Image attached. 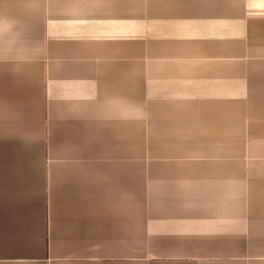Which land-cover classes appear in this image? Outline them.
Returning <instances> with one entry per match:
<instances>
[{"label":"crops","instance_id":"1","mask_svg":"<svg viewBox=\"0 0 264 264\" xmlns=\"http://www.w3.org/2000/svg\"><path fill=\"white\" fill-rule=\"evenodd\" d=\"M145 1L0 0V264H264V0Z\"/></svg>","mask_w":264,"mask_h":264},{"label":"rangeland","instance_id":"2","mask_svg":"<svg viewBox=\"0 0 264 264\" xmlns=\"http://www.w3.org/2000/svg\"><path fill=\"white\" fill-rule=\"evenodd\" d=\"M146 2L147 1L144 0V3H146ZM143 6H147V5H143ZM226 28L227 27H224V29H226ZM232 39H234V38L224 39L223 46L226 47L225 45H227V47H229ZM233 42L236 43V40H233ZM235 43H234V45H236ZM226 51H227V49L224 48V52H226ZM227 54H229V55H227ZM230 54L231 53H229V52L224 53V57L223 58L227 59L230 56ZM233 58H235V59H231V60H236V57H233ZM236 81H237L236 78H232V80H224L223 88H224V91L226 92V94L223 95L221 99H223V100L236 99V93L237 92H234L236 90V88H238V86H237V82L238 81L237 82ZM224 103H226V102H224Z\"/></svg>","mask_w":264,"mask_h":264}]
</instances>
